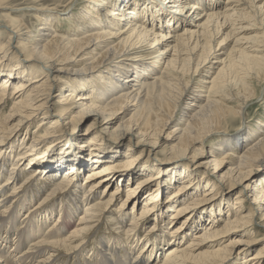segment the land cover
I'll return each instance as SVG.
<instances>
[{
    "label": "bare ground",
    "instance_id": "obj_1",
    "mask_svg": "<svg viewBox=\"0 0 264 264\" xmlns=\"http://www.w3.org/2000/svg\"><path fill=\"white\" fill-rule=\"evenodd\" d=\"M18 1L0 0V264H264V118L224 135L264 84V0H90L65 30Z\"/></svg>",
    "mask_w": 264,
    "mask_h": 264
},
{
    "label": "rangeland",
    "instance_id": "obj_2",
    "mask_svg": "<svg viewBox=\"0 0 264 264\" xmlns=\"http://www.w3.org/2000/svg\"><path fill=\"white\" fill-rule=\"evenodd\" d=\"M31 0H19L18 3H20L21 6H30L33 5L31 2ZM90 0H74V2L70 5H62V4H57L54 2V0H45V3L48 4V6L53 7L50 9L45 10L46 13H48L51 17L57 19L59 21L58 24V28L60 30H65L66 27L68 26L67 24L70 23L69 20H71L74 17H77L79 14L82 13V9L85 8V6L87 5H91V3L89 2ZM93 5V4H92ZM19 6V5H18ZM94 6V5H93ZM94 8V7H92ZM170 9L173 10L175 9L174 6H170ZM35 10H29V9H22L19 14H17L16 16H19V18L22 19V21L26 24V26L28 27V29L32 32V36L34 37L36 34V28H35V24L37 21H35L36 19L33 16V13ZM35 19V20H33ZM35 22V23H34ZM35 30V31H34ZM32 37V38H33ZM79 68V66H78ZM58 92H59V88L54 89L53 91L50 92V97L48 98V102L44 104V108L47 107L50 111H52V114L58 111V105L59 103L57 101L60 100V98L58 97ZM187 101V100H186ZM185 101V102H186ZM7 106V105H6ZM245 115L244 117H242L241 120H236L233 121L230 125H228L226 127V133H224V135L227 137V139L232 138V136H234L235 134V130L237 129V127L241 124L244 125L243 129H244V134L247 131H251V129H255L256 126L258 125V121L260 122L263 118H264V84L262 86V88L259 91V94L257 96V98L253 99V101H249L246 110L244 111ZM86 117H72V116H67L65 117L64 120L60 121V124L57 123V125H54L55 127L53 128V132L52 133H46L47 136L51 135V137H58V136H64L63 134H61V132L57 131V128L62 126L63 130L68 133V134H72L74 132H76V130L78 129H84L87 126L90 125L91 123V117L90 115L92 113L88 112L86 113ZM38 116H40V114H38ZM258 120V121H257ZM101 120L100 123L97 125H94L98 131L99 129H101ZM175 126V122H173L170 126H168L167 128H165V132L163 131L161 136H165L166 132H169L173 129V127ZM249 127V128H247ZM33 128H35L33 125L30 126V130H33ZM25 129V128H24ZM247 129V131H246ZM23 131V130H22ZM20 132V137L23 136L24 132ZM109 130L104 131V134H102L104 137H108L109 138ZM45 132H42L41 134H44ZM126 145V143L124 144ZM136 149H140L141 146H135ZM134 147V148H135ZM209 145H206L205 147H203L202 149L204 151H208L209 150ZM151 152L149 153V157L150 159L153 161H157V162H161V161H165V159L171 155V152L168 149H164L163 145H155V147L153 149H150ZM149 150V151H150ZM212 167V166H210ZM259 172L263 173L264 169L260 168ZM155 173V172H154ZM83 176V175H82ZM123 190V187H122ZM201 193V192H200ZM141 206V205H140ZM129 208H131V205L128 207V210H130ZM147 221L149 222V217L147 219ZM149 225H146V229L148 228ZM174 226V225H172ZM260 231L255 235L256 238L264 236V228H259ZM155 231H157V229H155ZM12 237V236H11ZM257 242L254 244V250H259L263 245H264V240H256ZM26 244L22 245L20 249H18L16 252L21 251L23 248H25ZM168 247V246H167ZM166 248V247H164ZM165 250V249H164ZM90 245H88L87 249H86V253H88L90 255ZM252 251V252H253ZM163 252H160V255H162ZM235 256H230L228 257V259L226 260V262H224V264H233L235 261ZM263 264V263H262Z\"/></svg>",
    "mask_w": 264,
    "mask_h": 264
}]
</instances>
